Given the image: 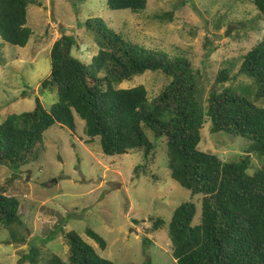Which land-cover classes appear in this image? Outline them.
I'll return each instance as SVG.
<instances>
[{
	"label": "rangeland",
	"instance_id": "obj_1",
	"mask_svg": "<svg viewBox=\"0 0 264 264\" xmlns=\"http://www.w3.org/2000/svg\"><path fill=\"white\" fill-rule=\"evenodd\" d=\"M252 1L148 0L145 10L132 13L111 10L106 0H33L27 9V27L33 32L27 46H13L0 38V124L11 114L32 111L36 98L47 111L51 109L57 93L40 87L51 71V48L58 38L70 37L72 57L89 65L97 54L86 24L93 19H102L141 48L190 60L200 76L205 109L219 72L227 68L231 76L237 75L243 56L263 38L264 21ZM230 26L235 29L226 37ZM238 76L223 87L252 85L245 75ZM170 81L158 72H146L117 88L143 85L152 100ZM84 127L77 116L75 131L55 125L45 132L37 160L18 169L0 165V184L12 180L7 194L21 203L19 224L0 229V264H32L26 258L32 249L38 252L37 264L53 256L67 264L66 235L72 231L115 264H171L173 213L183 203H193L197 209L193 225H197L202 196H192L172 179L161 142L152 139L156 159L148 173L137 178L133 170L143 163L142 153L107 156L98 138L85 142ZM251 145L248 139L212 132L207 122L198 149L226 163L248 159L252 175L262 169L264 159L249 151ZM157 219L163 224L155 231L152 220ZM87 229L106 241L104 251L86 235Z\"/></svg>",
	"mask_w": 264,
	"mask_h": 264
},
{
	"label": "trees",
	"instance_id": "obj_2",
	"mask_svg": "<svg viewBox=\"0 0 264 264\" xmlns=\"http://www.w3.org/2000/svg\"><path fill=\"white\" fill-rule=\"evenodd\" d=\"M106 1L111 10L132 13L145 10L148 3ZM32 2L0 0V38L5 43L23 48L29 43L33 32L27 27V9ZM252 2L264 21V0ZM86 24L97 54L86 65L72 57V38L63 36L54 42L51 71L40 87L43 92H56L58 101L47 111L36 98L32 111L7 116L0 124V165L18 169L37 160L45 132L55 125L75 131L76 116L85 123V142L98 138L103 154L142 153L143 163L133 170L137 178L148 173L157 156L153 140L159 141L172 179L192 196H202L197 225H193L197 213L193 203H183L173 213L169 224L171 264H264V166L250 175L248 159L226 163L218 155L198 149L204 125L210 122L214 133L248 139L252 143L249 151L264 159V34L243 56L237 75L231 76L227 68L219 72L217 88L210 92L203 109L200 76L190 60L171 59L127 42L102 19ZM146 72H158L171 80L154 99L149 100L143 85L117 88ZM238 75H245L252 85L223 87ZM11 183L0 184V229L20 222V200L7 194ZM125 210L128 212L127 206ZM152 222L155 231L163 224L160 219ZM86 235L101 250L106 249L99 234L87 229ZM66 239L67 264H115L101 258L76 232H69ZM26 258L37 264L38 252L32 249ZM45 264L66 263L53 256Z\"/></svg>",
	"mask_w": 264,
	"mask_h": 264
},
{
	"label": "water",
	"instance_id": "obj_3",
	"mask_svg": "<svg viewBox=\"0 0 264 264\" xmlns=\"http://www.w3.org/2000/svg\"><path fill=\"white\" fill-rule=\"evenodd\" d=\"M235 29V27H229L228 29H227V31L225 32V36L227 37V36H229L231 33H232V31ZM29 178H30V174H27V180H29Z\"/></svg>",
	"mask_w": 264,
	"mask_h": 264
},
{
	"label": "clouds",
	"instance_id": "obj_4",
	"mask_svg": "<svg viewBox=\"0 0 264 264\" xmlns=\"http://www.w3.org/2000/svg\"><path fill=\"white\" fill-rule=\"evenodd\" d=\"M227 31V30H226Z\"/></svg>",
	"mask_w": 264,
	"mask_h": 264
}]
</instances>
